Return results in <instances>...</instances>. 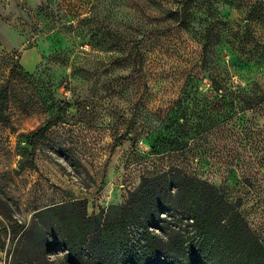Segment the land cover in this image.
I'll return each instance as SVG.
<instances>
[{
	"label": "rangeland",
	"instance_id": "obj_1",
	"mask_svg": "<svg viewBox=\"0 0 264 264\" xmlns=\"http://www.w3.org/2000/svg\"><path fill=\"white\" fill-rule=\"evenodd\" d=\"M3 88L0 264H78L48 210L176 167L264 249V0H0Z\"/></svg>",
	"mask_w": 264,
	"mask_h": 264
},
{
	"label": "trees",
	"instance_id": "obj_2",
	"mask_svg": "<svg viewBox=\"0 0 264 264\" xmlns=\"http://www.w3.org/2000/svg\"><path fill=\"white\" fill-rule=\"evenodd\" d=\"M75 206L84 208L75 202L48 211L59 216L56 245L78 264H264V249L238 207L177 167L142 180L124 205L90 216Z\"/></svg>",
	"mask_w": 264,
	"mask_h": 264
}]
</instances>
